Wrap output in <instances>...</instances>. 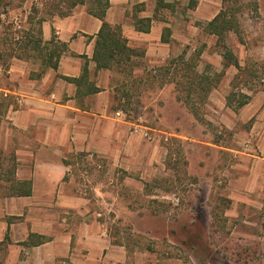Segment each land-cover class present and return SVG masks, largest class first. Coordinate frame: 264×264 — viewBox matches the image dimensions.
Instances as JSON below:
<instances>
[{
    "label": "crops",
    "instance_id": "1",
    "mask_svg": "<svg viewBox=\"0 0 264 264\" xmlns=\"http://www.w3.org/2000/svg\"><path fill=\"white\" fill-rule=\"evenodd\" d=\"M165 1L171 7L161 8L156 17L157 0H109L105 20L121 27L134 50L124 65L98 68L93 56L103 20L90 12L89 0L42 23L45 41L66 44L57 68L44 67L39 58L7 62L0 78L6 105L0 115V264H133L125 246L102 229L95 203L79 186L76 166L86 157L136 170L132 157L134 163L140 160L141 151L134 142L144 136L133 132L135 120L128 113L143 120L144 98L170 112L177 125L180 112L196 121L177 100L175 84L163 68L184 52L189 58L201 50L198 70L212 74L213 61H202L208 44L197 47L192 41L202 33L214 37L217 46V36L204 27L222 2L214 13L200 2L177 19L179 0ZM141 18H152L148 32L137 29ZM166 28L171 30L167 42L162 39ZM215 66L230 67L224 58ZM126 100L127 112L122 109ZM20 190L28 193L20 195Z\"/></svg>",
    "mask_w": 264,
    "mask_h": 264
},
{
    "label": "rangeland",
    "instance_id": "2",
    "mask_svg": "<svg viewBox=\"0 0 264 264\" xmlns=\"http://www.w3.org/2000/svg\"><path fill=\"white\" fill-rule=\"evenodd\" d=\"M57 1L0 3L1 79L17 38L27 32L38 36V18L52 12ZM200 2L214 13L222 0H179L173 15L183 19ZM242 2L239 30L226 39L246 68L238 87L232 85L235 67L215 66L223 62V48L214 37L198 33L192 46L208 44L202 61H213L211 77L218 85L198 105L204 120L190 112L196 118L190 122L188 113L180 112L177 125L170 112L144 98L143 120L128 113L154 137L134 142L141 151L140 160L134 163L132 157L137 169L86 157L76 166L79 186L95 203L102 229L125 246L130 263L264 264V0ZM232 89L250 94V103L228 108ZM5 108L0 99V115ZM214 214L222 218L216 220Z\"/></svg>",
    "mask_w": 264,
    "mask_h": 264
},
{
    "label": "trees",
    "instance_id": "3",
    "mask_svg": "<svg viewBox=\"0 0 264 264\" xmlns=\"http://www.w3.org/2000/svg\"><path fill=\"white\" fill-rule=\"evenodd\" d=\"M4 0H0L2 3ZM88 0H58L52 3V12H49L46 16L38 18L37 24L39 25L38 36L27 32L22 38H17L16 46L11 48L10 59L13 57L25 59L31 57L32 51L35 52V56L41 60L44 67L57 68L62 52L66 49V44L60 41L52 39L45 41L42 36V23L45 20L51 19L53 15L67 14L72 6L78 3H85ZM90 12L103 20L102 28L98 33L94 60L97 63L98 68H110L114 65L121 66L125 62L131 59L134 54V50L127 45L126 38L123 37L121 27H113L105 20L106 10L109 7V0H89ZM62 2L67 4L65 9ZM141 5V4H140ZM257 8V3L254 4ZM244 4L242 0H222V8L220 12L209 22L206 23L204 30L209 34L217 36V46L223 48L222 56L224 58V66H235L238 73L232 80L233 87H238L237 80L246 77L245 70L233 50L227 45L226 39L228 33L231 31H238L240 27L238 14L243 10ZM171 3L165 0H157L156 17L161 8H169ZM194 7V5H192ZM142 8V6H141ZM55 9V10H54ZM137 29L148 32L151 28L152 18L138 19ZM171 34L170 28H166L162 37L163 41H169ZM25 53H28L25 56ZM201 55V50L197 51L193 56L187 58L186 53H182L179 56L170 59L167 65L163 68V75L169 82L175 84L177 92V100L182 101L190 112L199 120L203 121L204 117L200 110L199 104L206 102L212 89L215 86L214 79L209 74V71L200 72L198 70V63ZM3 57L0 51V59ZM31 57V58H32ZM7 66V63H3ZM87 74V68H84L83 76ZM244 74V75H243ZM82 76V77H83ZM246 79V78H244ZM79 79L76 78V81ZM94 91H97L95 88ZM252 96L243 92H235L234 89L227 96V104L231 108H242L251 101ZM237 102V104H235ZM129 100L125 101L122 109L127 112ZM29 184V182H24ZM20 190L18 194H26ZM264 209V208H263ZM264 214V210H263ZM216 220H220L222 216L214 214Z\"/></svg>",
    "mask_w": 264,
    "mask_h": 264
},
{
    "label": "built area",
    "instance_id": "4",
    "mask_svg": "<svg viewBox=\"0 0 264 264\" xmlns=\"http://www.w3.org/2000/svg\"><path fill=\"white\" fill-rule=\"evenodd\" d=\"M118 115L124 116L125 117V112L124 111H119ZM133 132L134 133H141L145 138L147 139H154L151 129L148 128L147 126H144L140 122H134L133 124Z\"/></svg>",
    "mask_w": 264,
    "mask_h": 264
}]
</instances>
